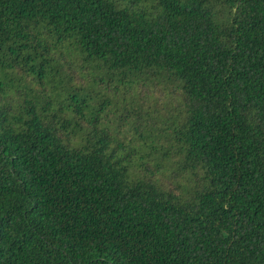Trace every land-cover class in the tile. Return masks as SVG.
<instances>
[{
	"label": "trees",
	"instance_id": "1",
	"mask_svg": "<svg viewBox=\"0 0 264 264\" xmlns=\"http://www.w3.org/2000/svg\"><path fill=\"white\" fill-rule=\"evenodd\" d=\"M0 264H264V0H0Z\"/></svg>",
	"mask_w": 264,
	"mask_h": 264
}]
</instances>
